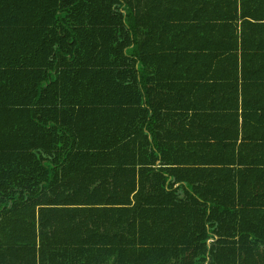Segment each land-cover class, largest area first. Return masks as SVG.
I'll return each mask as SVG.
<instances>
[{
	"label": "trees",
	"instance_id": "obj_1",
	"mask_svg": "<svg viewBox=\"0 0 264 264\" xmlns=\"http://www.w3.org/2000/svg\"><path fill=\"white\" fill-rule=\"evenodd\" d=\"M164 16L158 0H0V264H264V171L185 161L158 118L189 52L218 70L254 47L158 41Z\"/></svg>",
	"mask_w": 264,
	"mask_h": 264
},
{
	"label": "crops",
	"instance_id": "obj_2",
	"mask_svg": "<svg viewBox=\"0 0 264 264\" xmlns=\"http://www.w3.org/2000/svg\"><path fill=\"white\" fill-rule=\"evenodd\" d=\"M158 10L169 15L161 20L158 18V41L186 44L195 41L203 47L215 42H246L254 47L251 50L247 45L245 51L239 49L233 53L238 57V67L216 70L210 65L211 59L205 58L206 51H195L197 58L189 52L185 65L169 71L179 84H169V91L158 100V118H168L165 126L171 129V136L183 142L180 157L185 161L195 155L214 159L215 152H229L242 162L237 168L264 171V64L260 63L264 59V50H255L259 49L256 47L264 49V0H158ZM243 12L245 16L241 17ZM160 28H163L162 32ZM167 31L171 34L166 35ZM17 34L23 39L22 31L18 30ZM21 52L25 53L23 58L34 57V51ZM199 57L201 62L197 63ZM41 58L48 60V54L43 53ZM41 69L44 89L43 65ZM213 75L218 80H212ZM33 86L34 81L31 89ZM27 94L30 96L28 91ZM34 94L27 101L33 105L39 98ZM21 109L11 110L7 118H13L10 125L18 122V118H29L28 131L33 139L39 133V118L31 122L34 113L20 112ZM47 121V118L41 119L42 123ZM46 127L48 129V124ZM147 216L148 212L145 219ZM73 259L77 264L78 258L73 256Z\"/></svg>",
	"mask_w": 264,
	"mask_h": 264
}]
</instances>
